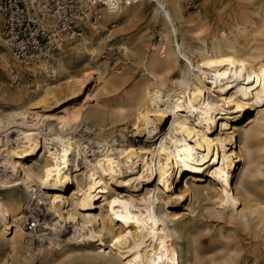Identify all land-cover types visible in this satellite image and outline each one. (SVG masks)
Here are the masks:
<instances>
[{
    "label": "bare ground",
    "instance_id": "bare-ground-1",
    "mask_svg": "<svg viewBox=\"0 0 264 264\" xmlns=\"http://www.w3.org/2000/svg\"><path fill=\"white\" fill-rule=\"evenodd\" d=\"M240 1L229 33L187 16L184 0H105L95 31L66 41L52 66L13 68L0 48V77L13 68L35 86L0 89V264H248L240 229L264 240V7ZM138 21L118 43L140 64L130 83L91 65L119 32L109 24ZM150 23L161 38L144 51ZM91 79L105 95L129 83L126 102L98 100ZM67 98L78 103L47 113ZM39 206L34 247L24 222Z\"/></svg>",
    "mask_w": 264,
    "mask_h": 264
},
{
    "label": "built area",
    "instance_id": "built-area-1",
    "mask_svg": "<svg viewBox=\"0 0 264 264\" xmlns=\"http://www.w3.org/2000/svg\"><path fill=\"white\" fill-rule=\"evenodd\" d=\"M105 0H0L1 36L13 57L23 68L39 63L56 64L54 54L68 40L89 37L98 27L96 6ZM10 84L33 87L30 78H22L10 69ZM46 75L53 78L50 68ZM24 240L34 243L40 229L43 207L27 209Z\"/></svg>",
    "mask_w": 264,
    "mask_h": 264
},
{
    "label": "rangeland",
    "instance_id": "rangeland-1",
    "mask_svg": "<svg viewBox=\"0 0 264 264\" xmlns=\"http://www.w3.org/2000/svg\"><path fill=\"white\" fill-rule=\"evenodd\" d=\"M256 1L257 0H245L242 2H244V4L247 6V8H245V9L249 11L248 6H250L252 3L256 2ZM258 1H260V4H262V6L264 7V0H258ZM240 2H241L240 0H184V7L186 10L185 13L187 16H189L193 19H197L199 16H202L203 18L206 19L207 22L212 24V28L217 27V28L224 30L227 33H229V29L225 25L230 22V18H232V20H233V18L237 19V17L240 15V13H237V11H236V8H238L236 5H238ZM141 21L135 22L134 24H130L128 31L122 30L123 28L122 29L116 28L115 25L117 23L109 24L108 28L110 30L118 29L119 32L117 34H115L113 32L109 37L105 38L104 41H102L104 43V46H103L102 51L100 52V56L98 57L97 62H92L91 65L92 66H98V65H102L103 63L106 62L110 66L111 73L115 74L117 71H122V72L128 71L129 76H130V81H129V83H130L141 71L140 64L139 63L136 64L133 62V60H130V58H132L130 52L128 53V57H126L122 51H119L118 43L124 37H130V36L135 35L139 31V29L144 26V25H142L143 22H141ZM211 30L204 32L203 34H205V36L208 38V37H210ZM160 32H161V30H160L159 24L153 25L152 23H150L148 30H146L144 33H142V36H141L142 40L144 41L142 44L144 46V51L147 48H152L154 45H156L159 42V40L161 38V36L159 34ZM106 33L107 32H105L103 35H105ZM116 36H117V39L110 41V39H112L113 37H116ZM69 43H70V41H69ZM109 47H110V49H109ZM0 48L3 49L4 53H6L10 57V59H11L10 66L13 68H16V69H21V66L17 65L19 63H17L15 61L16 59L12 56L9 49L4 45L0 46ZM8 71L9 70L6 67V69L3 72V76L0 77V89L7 88L10 85V75H9ZM173 76L177 77V73H174ZM28 78H30V77H28ZM58 79L59 78L57 77V80ZM30 81L33 82L31 78H30ZM47 81L49 83H54L53 78L52 79L47 78ZM129 83L123 86V87H127L126 90H123V87H121L118 91H116V92L114 91L110 95H105L102 93L101 90H99V89L97 90V88L95 87V80L94 79H91L90 81L87 82V87H88V89H93V90L96 89L97 90V91L95 90L94 93H95L98 100L103 101V100H105V98H107L109 96L110 101L109 100L108 101H109V104L112 106V105H118V104H122V103L126 102V97H124L123 95H124V91H128V89L130 88L128 86V85H130ZM24 87H25V85H24ZM34 88H35V86L30 87L29 89L32 90ZM0 103H1L0 104L1 109L7 110L10 108V106L8 104H6L5 102L0 101ZM77 103H78V101L76 102L74 99L67 98L63 101V103L61 102L59 105L51 106L50 108H48L47 113L50 112L51 114H55V113L61 114L64 112L63 109H67V108H69L72 105L77 104ZM94 104H92V105H94ZM92 105L90 107H92ZM2 107H4V108H2ZM106 110H107L106 111L107 112L106 113L107 114L106 119L109 120L110 114L112 113L113 109L111 107H108ZM79 133H83V131L81 130ZM117 137L120 138V136L118 134H117ZM130 138H131V136H129V139ZM182 185H183V183H182ZM258 194H259V197L262 200H264V190L259 191ZM178 209L180 210L181 207H179ZM68 231H69V228L66 229V232H68ZM212 231L213 230H211V233L207 234V237L205 239L204 249L207 252V254H210L211 252H213L215 247L219 246V243H217V242H215L214 244L211 243V235H213ZM238 234H239L240 244L243 247L242 253L245 255L247 263L253 264V261L256 260L257 264H264V240H263L261 234L259 233V231H257L254 228H252V229H240V232ZM39 242L40 241H36L35 242L36 245L34 244V247H36ZM24 250H25V248L22 247V253ZM248 252H250V253H248ZM211 255L212 254L208 255V257ZM6 261L8 264H11V259L9 256L6 257ZM20 264H25V263L21 262ZM30 264H32V263H30ZM33 264H40V262L39 263L34 262ZM72 264H87V263L83 262V261H74ZM213 264H215V263H213Z\"/></svg>",
    "mask_w": 264,
    "mask_h": 264
}]
</instances>
